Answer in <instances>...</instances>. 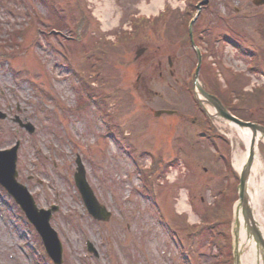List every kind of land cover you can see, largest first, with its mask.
Listing matches in <instances>:
<instances>
[{
	"label": "rangeland",
	"instance_id": "1",
	"mask_svg": "<svg viewBox=\"0 0 264 264\" xmlns=\"http://www.w3.org/2000/svg\"><path fill=\"white\" fill-rule=\"evenodd\" d=\"M76 1L82 13H70L67 23L75 26L80 17L86 18L74 35L69 29L49 33L50 14L35 0H0V53L8 55L0 56V110L8 115L0 121V149L19 141L18 181L28 187L38 208L58 207L50 223L62 243V264H216L220 257L227 258L233 238L227 222L238 183L232 175L237 173L235 155L245 152L238 130L217 127L226 137L214 139L215 145L204 136L196 124L197 119L203 122L201 112L183 87L186 60L166 33L163 37V20L148 35L129 25L122 1L57 0V4L69 10ZM214 4L226 13L233 5L243 9L235 23L245 35L241 45L250 50L264 44L255 32L260 10L249 9L245 0H214ZM104 12L110 15L107 28L101 20ZM145 40L150 42L141 43ZM227 44L213 39L209 47L215 60L208 59L202 70L213 69L211 63L217 62L213 75H219L222 92L230 83L236 93L241 89L240 94L264 89V69L250 72L248 57ZM140 47L146 52L135 58ZM98 49L105 55L95 62L91 54ZM174 54L178 61L172 77L168 57ZM105 70L108 83L103 79V85L91 86L108 101L93 102L79 112L77 107L87 100L80 89L83 79ZM243 97L237 96V105ZM158 110L177 113L155 117ZM247 110L252 115L244 120L264 123V94L262 103ZM18 120L31 124L34 133L20 127ZM109 122L117 129L114 137L103 139ZM262 148L260 144L264 163ZM77 154L99 202L112 212L109 222L93 220L75 188ZM141 168L155 172L151 180L156 196L143 192ZM183 196L187 209L180 212ZM206 220L215 224L221 239H213L216 232ZM185 227L194 233L187 237ZM87 241L97 249V258L87 252ZM183 248L191 250V260ZM43 252L35 230L0 188V264H52Z\"/></svg>",
	"mask_w": 264,
	"mask_h": 264
},
{
	"label": "flooded vegetation",
	"instance_id": "2",
	"mask_svg": "<svg viewBox=\"0 0 264 264\" xmlns=\"http://www.w3.org/2000/svg\"><path fill=\"white\" fill-rule=\"evenodd\" d=\"M122 1L124 15L127 17V21H131L135 28L138 30H146L148 35H151L155 30L156 23L163 20L168 23L164 28L163 37L165 33L168 35L170 43L177 45V52L179 51L186 60V79L184 82V91L187 93H193L195 95V78L197 75L198 64V51L201 55V66L198 73L200 84L204 91L222 99L220 92L222 86L218 76L213 71H217V62L211 63L212 68L205 66L206 70H202L204 63H207L211 58V43L213 39L217 43L226 42L229 46L235 48L237 52L243 56L248 57L250 69L262 70L264 69V44H256L249 50L244 45H241L242 39H245V35H241V31L236 27V22L242 14L243 9L238 6H229L227 13L225 8L221 11L214 7V0H209L205 5H201L203 0H174L173 5L162 13H158L157 17H152L151 14L147 15L140 8L141 5L148 6L152 0H119ZM249 9L253 8L257 13V28L256 33L264 38V6L256 7L253 5V0H245ZM179 2L182 5H179ZM219 6V5H218ZM223 12V14H222ZM148 16V17H147ZM155 24V25H154ZM211 25H215L214 28H221L227 35H219L218 30ZM148 31V32H147ZM264 41V40H263ZM150 41H142L141 43L148 44ZM227 44V45H228ZM242 49L244 51H242ZM198 50V51H197ZM177 55L168 57V66L170 76H174L177 71L176 62ZM176 58V61L174 59ZM211 60H215L213 57ZM175 62V63H174ZM208 64H210L208 62ZM207 64V65H208ZM222 101V100H221ZM208 109H210L208 107ZM203 110V109H202ZM204 111V110H203ZM206 114V112L204 111ZM207 115V114H206Z\"/></svg>",
	"mask_w": 264,
	"mask_h": 264
},
{
	"label": "water",
	"instance_id": "3",
	"mask_svg": "<svg viewBox=\"0 0 264 264\" xmlns=\"http://www.w3.org/2000/svg\"><path fill=\"white\" fill-rule=\"evenodd\" d=\"M207 3V0L204 1ZM254 4L257 6L264 5V0H255ZM145 52V49H140L137 51V58L140 57ZM198 100L202 106L203 101L200 100V96L204 98L205 102L211 104L216 111V115H210V118L219 120L222 123L233 122L240 129H249L252 132V146L249 151V157L247 160V166L244 174L241 175L240 179V198L242 207L237 210V214H242V221H244L245 229L248 231L249 236L247 240L253 242L255 245L257 260L258 262L262 260L264 264V237L262 236L261 231L257 228L259 223L253 217V210L250 209L248 205V198L246 195V185L248 179V173L251 172V167L254 163L256 155V145L259 141L264 139V127L259 124L247 123L240 121L234 118L224 107L223 105L213 96L206 94L199 88L197 92ZM171 115L172 111H158L155 113V116H160L161 114ZM0 118L5 119L6 115L0 113ZM21 126L25 127L30 133L34 132V127L30 124ZM19 144H17L13 149L0 151V185L3 186L8 193L15 199V201L21 206L23 211L28 216L29 220L36 226L40 234L42 235L46 248L50 256L54 259L57 264H61L62 249L61 245L57 240L56 234L50 229L49 219L51 217V212L38 211L35 207L34 201L30 196L28 190L20 185L17 181V172H16V161H17V151ZM77 173L75 174V181L78 189L80 190L83 200L86 204V207L89 213L101 221H108L111 217V214L107 212L106 208L99 204L97 199L94 196L93 191L89 187L86 181V173L84 167L81 163L80 158H77ZM56 208L54 209V211ZM236 225L239 227V222L236 220ZM240 229L236 228L234 231L235 240H234V255H235V264H240L241 250L239 249V236ZM89 251L94 252L97 255V252L94 250L93 246L89 244Z\"/></svg>",
	"mask_w": 264,
	"mask_h": 264
},
{
	"label": "bare ground",
	"instance_id": "4",
	"mask_svg": "<svg viewBox=\"0 0 264 264\" xmlns=\"http://www.w3.org/2000/svg\"><path fill=\"white\" fill-rule=\"evenodd\" d=\"M107 2V0H105ZM163 0H156L154 1L150 6L143 7V12L145 14L154 13L157 8L162 7ZM109 10L108 5L106 4L104 11ZM105 12L102 15V22L104 25V28H107L108 22H109V14H105ZM241 138L246 143L247 149L250 146L251 141V135L248 131L246 133L241 134ZM244 163V157L235 155V167L237 170H241ZM253 176L252 180L250 181V192H249V201L251 206L254 208L255 211V217L257 221L260 223V226L263 228L264 231V214L262 215V197H264V168L263 163L261 162L260 158H256L254 167H253ZM178 207L180 212H185L187 209L185 198L183 196L182 199L179 200ZM243 244V239L240 240ZM249 244V243H248ZM245 245V244H244ZM244 253L243 260L246 264H255V255H254V247L252 245H245L244 247H241ZM244 264V263H243Z\"/></svg>",
	"mask_w": 264,
	"mask_h": 264
},
{
	"label": "trees",
	"instance_id": "5",
	"mask_svg": "<svg viewBox=\"0 0 264 264\" xmlns=\"http://www.w3.org/2000/svg\"><path fill=\"white\" fill-rule=\"evenodd\" d=\"M39 2H41L44 6H46L49 10H50V15H49V21H51V24L53 27L57 26V28L59 29H63V28H67L66 24V20L69 19V14L70 13H75L74 10H77L73 7H70L69 10H63L62 7L58 6L57 4V0H38ZM78 8V6H77ZM84 21L80 22V25L78 26V28L83 24ZM101 81V84H104L105 82H103L100 78L99 82ZM107 83L108 81L105 80ZM240 95V93H238ZM231 95H234V93H232ZM237 95V94H236ZM244 97L241 99V101L239 102L238 105H235V107H233L234 112H236L239 116H241L242 118H244L245 115H247L248 113V108L251 107V105H253L254 103H261L263 102V98L261 93L255 92V93H249L248 95L245 94L243 95ZM246 96V97H245ZM253 102V104H252ZM156 166V163H155ZM153 175H155L154 171L149 170L147 177H152ZM146 180V178H145Z\"/></svg>",
	"mask_w": 264,
	"mask_h": 264
}]
</instances>
